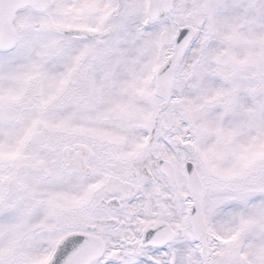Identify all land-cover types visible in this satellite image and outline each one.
<instances>
[{"label":"snow or ice","instance_id":"obj_1","mask_svg":"<svg viewBox=\"0 0 264 264\" xmlns=\"http://www.w3.org/2000/svg\"><path fill=\"white\" fill-rule=\"evenodd\" d=\"M0 264H264V0H0Z\"/></svg>","mask_w":264,"mask_h":264}]
</instances>
